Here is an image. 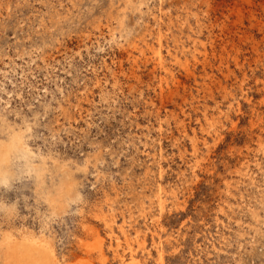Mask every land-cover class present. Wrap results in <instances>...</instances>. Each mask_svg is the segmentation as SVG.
<instances>
[{
  "label": "rangeland",
  "instance_id": "374dc122",
  "mask_svg": "<svg viewBox=\"0 0 264 264\" xmlns=\"http://www.w3.org/2000/svg\"><path fill=\"white\" fill-rule=\"evenodd\" d=\"M263 3L0 0V136L22 128L50 169L0 184V228L44 229L63 264H88L82 224L130 258L126 225L144 264H264ZM58 167L81 198L54 215Z\"/></svg>",
  "mask_w": 264,
  "mask_h": 264
},
{
  "label": "bare ground",
  "instance_id": "6f19581e",
  "mask_svg": "<svg viewBox=\"0 0 264 264\" xmlns=\"http://www.w3.org/2000/svg\"><path fill=\"white\" fill-rule=\"evenodd\" d=\"M144 36L141 37L144 41V44L150 48L153 56L155 57V63L161 67H166L162 50L156 47L153 43L148 42ZM137 40H134L132 43H130L132 50L133 47L139 46ZM129 52L130 55H132V51ZM187 70L192 72L188 67ZM165 71L171 72V70L168 68H165ZM184 130L187 132L186 128ZM1 133H3L5 137L0 136V184H9L12 179L17 176H21L22 173L35 176L39 182L41 181L44 183V177L50 170L49 164L46 161L45 156H43L41 153H37L31 146L27 138L26 131H23L22 128L17 129L12 126H2ZM36 157L41 158L39 163L35 162ZM64 171L66 173L68 172L66 169H60V167L56 169V172L51 171V174L53 173V177L54 173H59L60 178L57 183H55L53 180L52 184L48 185L47 187L45 201L50 207L51 214L54 215H58L60 210L67 211L73 202H76L81 198L80 193H76L74 188L76 183L73 181V179L71 180V178L68 180L67 177H70V175L68 174V176L64 174ZM161 190L162 188H160V192L157 195L159 200H163L161 197ZM3 203H0V208L5 207L12 210L11 207H7V205H4ZM104 221L105 225L109 228L110 233L114 232L113 222L106 216H104ZM120 231L124 233L126 242L130 246L129 247L127 245L131 249L130 258H128L129 256L126 255L125 252L123 253L120 251V242L115 245L114 241L111 238L107 239L96 226L82 224V232L85 234L94 235L95 237V241H92V243L89 240L88 242L85 241L83 238L78 239L77 241V245L85 250L87 255L86 258L88 259H86V261L88 264H94V259L96 258L104 260L107 257L108 251L111 249L114 250L116 257H118V260L121 264H144V262L138 258L137 250L132 246L130 230L126 227V225H122L120 226ZM48 236L44 229H42L40 233H37L28 229L8 230V228H0V264H63L64 261L62 260L60 254L56 251L54 246L55 244H53L52 240ZM145 237L146 233L143 230H136L135 238L139 242V246L143 249L142 251L147 249L145 246ZM163 242L164 240L160 236V241L158 242V247L160 249V262L164 254ZM146 252L147 254H151L149 250Z\"/></svg>",
  "mask_w": 264,
  "mask_h": 264
}]
</instances>
